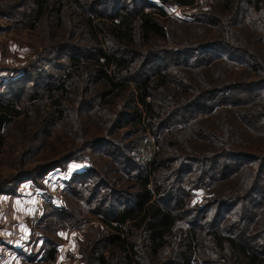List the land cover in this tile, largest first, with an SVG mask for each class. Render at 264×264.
Returning <instances> with one entry per match:
<instances>
[{
	"label": "trees",
	"instance_id": "trees-1",
	"mask_svg": "<svg viewBox=\"0 0 264 264\" xmlns=\"http://www.w3.org/2000/svg\"><path fill=\"white\" fill-rule=\"evenodd\" d=\"M24 1L21 20L34 26L52 12L61 20L62 8L74 20L75 34L78 18L84 19L89 37L98 45L94 51L99 52L91 57L84 54L92 49L83 53L82 46L73 43L53 50L50 46L49 57L42 56L38 64L52 61L55 67L58 54L72 50L65 69L58 70L54 79L23 69L20 81L32 82L36 89L28 92L29 101L43 99L51 110L45 123L37 126L34 142L49 139L55 123L67 118L80 139L78 149L61 163L22 171L15 180L0 184V194L11 193L13 184L39 177L65 161H87L95 168L86 154L90 151L107 163H117L122 174L128 172L124 174L128 183L107 181L108 176L96 168L73 176L72 180L91 182L86 200L93 214L104 213L109 228L87 241L80 252L83 264H264V150L250 142L251 134H256L257 145L264 142V0H215L210 11L218 8L222 17L199 12L190 23L210 22L217 39L198 43L191 37V45L174 42L177 50L159 47L164 43L151 45L169 36L179 40L167 35L166 13L151 0H55L56 8L52 0ZM161 1L178 6L195 3ZM145 5L151 13L144 12ZM8 7L23 10L19 4ZM252 8L259 11L252 21L258 38L245 33L248 28L242 21ZM140 41L149 49L134 53ZM88 57L94 65L88 64ZM138 62V77L128 75ZM214 65L222 73L205 77L204 70ZM171 68H181L185 74L171 76ZM81 76L83 83L78 85ZM242 76L243 81L238 79ZM20 81L8 85L21 86ZM22 98L0 94V150L22 113L17 108ZM96 109L104 122L102 132H91L81 121ZM192 120L196 123L189 124ZM174 122L182 123L184 130L165 139L173 133ZM145 132L161 136L156 141L160 150L147 163L137 157ZM32 151L28 148L26 155ZM206 187L205 204L192 205L191 192ZM56 251L52 246L43 260L54 261Z\"/></svg>",
	"mask_w": 264,
	"mask_h": 264
},
{
	"label": "rangeland",
	"instance_id": "rangeland-1",
	"mask_svg": "<svg viewBox=\"0 0 264 264\" xmlns=\"http://www.w3.org/2000/svg\"><path fill=\"white\" fill-rule=\"evenodd\" d=\"M10 1L12 2L9 3ZM151 1L161 7L166 13L163 17V24L167 35L172 33V35L179 37V40L174 41L169 36L166 40L152 41L151 45L156 46L164 43V46L159 47L176 49L178 44L174 42H183L185 45H191V37L197 40L198 43L217 39L214 36V29L210 28L214 27L210 22L199 23L196 24L197 26L190 23L199 12H207L209 13L208 15H213L216 18L222 17L218 8H214L213 12L210 11V6L214 4L215 0H195L192 6L167 5L161 0ZM52 2H54L53 6L56 8V1L52 0ZM8 3L14 6L19 4L23 10L15 11L13 8L8 7ZM25 3L26 1L24 0H0V94L3 93L10 97H23L21 104L17 105V108L21 109L22 113L10 126L5 145L0 150V184L5 182V180H15L22 171L29 169L33 171L41 170L47 164L61 163L68 155L78 149L77 143L80 136L73 129L70 118L58 120L55 123L53 135L49 139H41V141L34 142V136L38 132L37 126L40 127L45 123V120L50 116L51 110L49 105L44 106V102L41 101L43 99L38 98L37 100L29 101L28 92L31 90L36 91V89L31 86L32 82L27 84L24 80L20 81L23 77V69L31 68L32 71L35 69L40 71L42 76L47 77L48 75L54 79L58 74V70L60 72L61 68L65 69L72 50L69 49L63 55L58 54L55 61L57 66L55 67L52 61L38 64L42 56L45 59L49 57L47 48L50 46L53 50V48L68 46L73 43L74 46H82L79 49L83 53L92 49L91 53L84 54H91V57L99 52V48L94 51L93 47L98 45L89 37V27L84 19L78 18L80 19L78 23L80 25L76 29L77 33L75 34L71 30L75 22L67 16V10L62 8L61 20L58 18L57 12H52L51 16L43 18L41 22L36 23L34 26L31 22L21 20L22 16L19 13L26 10ZM144 12L151 13L152 8L145 5ZM248 14L242 20L245 30L246 27L248 28L245 33L258 38L252 21L259 17V11L256 8H252ZM102 20L105 21L106 19ZM204 20L207 21L208 19L204 18ZM185 22L186 24H184ZM191 27H196L194 28L195 32L191 30ZM209 30L211 32H208ZM192 33L197 36L192 35ZM106 43L113 51L117 50L111 46L110 42L107 41ZM261 46L264 51V45L262 44ZM148 47V45H144L140 41L133 51L134 53L147 51ZM91 57L87 58L88 64L94 65ZM140 65L141 63L139 62L134 64L133 70L128 75H132L135 78L138 77ZM177 69L173 70L171 68L170 75L180 76L185 74V71L181 68ZM204 71V76L210 77L213 73H222V68L214 65ZM14 79L19 80L21 86L16 84L8 85ZM238 79L243 81L245 76L238 77ZM76 80L78 85L83 83L82 76ZM208 81L212 85L215 84L209 79ZM41 96L45 97L42 94ZM76 97H78V94ZM77 99L75 98L74 102ZM37 101H40L41 105ZM147 101H150V98H147ZM227 109L231 110L232 105H229ZM98 115H100V110L96 109L92 116L87 115L81 120L88 125V129L91 132L103 131L102 125L104 122ZM202 118L212 119L206 116ZM193 122L195 121L192 120L189 124ZM183 127L182 123L174 122V125L170 128L173 133L164 138L168 140L174 139L173 135L176 132L183 131ZM69 128L72 129L70 132ZM86 137L87 135L82 133V138L85 139ZM159 137L161 138V136ZM159 137L154 136L152 132L142 134L140 150L137 154L141 162H150L160 150V146L156 142ZM257 139L256 134L250 135V142L256 146L262 145L261 150H264V142L257 145ZM40 145H42V148L38 149ZM256 146L253 147L256 148ZM28 148H33L30 155H26ZM86 154L95 163L96 171L98 173L101 171L108 176L109 180L107 181L127 182L124 174L128 175V172L122 174L121 167L117 163L111 161L107 163L106 158L101 155H92L90 151ZM63 163H65L63 166L32 180H27L21 184H13L10 187L12 192L9 194H0V246L8 248L9 239L19 242L25 251L24 253L22 252V255L26 256L25 260H23L24 264H64L67 260L71 263L77 256L76 253L78 254V251L80 254L81 251L85 250L88 240L100 237L103 232H107L109 229L104 223V213L98 211L100 213L93 214L91 211L92 205L86 200L91 182L72 180L75 174L95 168H92V165L87 161L70 160ZM101 166H104V168H101ZM102 178L106 179L105 176H102ZM208 198L209 189L206 187L193 190L189 201H191L192 205L203 206ZM75 239L78 243H72ZM52 246L57 249L55 260L51 262L43 260ZM36 252L42 255L38 261L35 260L34 254ZM78 260L83 264L81 254L80 258L78 256Z\"/></svg>",
	"mask_w": 264,
	"mask_h": 264
},
{
	"label": "crops",
	"instance_id": "crops-1",
	"mask_svg": "<svg viewBox=\"0 0 264 264\" xmlns=\"http://www.w3.org/2000/svg\"><path fill=\"white\" fill-rule=\"evenodd\" d=\"M19 238V236H17ZM8 248H3L0 246V264H24L25 255H22V252L24 253V249H22V245L15 241L14 239H9ZM72 242V241H71ZM72 243H78V241L75 239ZM36 261L41 259L42 255L41 253L36 252L35 254ZM76 257L74 260L69 263V260L67 262H64V264H81L80 260H78V256L80 258V254L78 251V254L76 253Z\"/></svg>",
	"mask_w": 264,
	"mask_h": 264
}]
</instances>
